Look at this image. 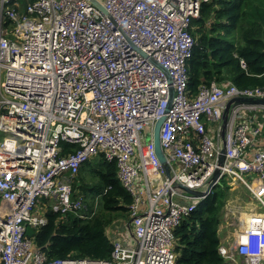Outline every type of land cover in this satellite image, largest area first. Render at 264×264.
Listing matches in <instances>:
<instances>
[{
	"label": "built area",
	"instance_id": "1",
	"mask_svg": "<svg viewBox=\"0 0 264 264\" xmlns=\"http://www.w3.org/2000/svg\"><path fill=\"white\" fill-rule=\"evenodd\" d=\"M96 1L107 14L92 0H0V264H177L176 229L224 179L255 203L232 222L235 233L220 225L219 253L228 264H264V147L252 149L263 104H232L219 163L228 103L264 99V87L226 81L189 91L190 28L209 0ZM163 116L171 177L154 147ZM207 123L219 124L217 136ZM100 156L132 197V239L114 240L109 260H50L30 231L50 212L96 214L74 184Z\"/></svg>",
	"mask_w": 264,
	"mask_h": 264
},
{
	"label": "trees",
	"instance_id": "2",
	"mask_svg": "<svg viewBox=\"0 0 264 264\" xmlns=\"http://www.w3.org/2000/svg\"><path fill=\"white\" fill-rule=\"evenodd\" d=\"M18 2L24 7L31 0ZM5 26L10 27L11 21L6 20ZM190 32L195 40L188 62L191 96L212 82L231 81L239 88L264 87V0L203 2ZM63 147L65 153L75 149L66 144ZM76 185L86 198H100L99 212L90 219L50 212L48 224L30 233L36 234L37 245L50 260H109L113 242L107 230L119 220L130 219L132 197L118 178L117 165L103 156L84 165ZM229 189L222 182L176 229L177 264H228L219 253V228L231 195Z\"/></svg>",
	"mask_w": 264,
	"mask_h": 264
},
{
	"label": "rangeland",
	"instance_id": "3",
	"mask_svg": "<svg viewBox=\"0 0 264 264\" xmlns=\"http://www.w3.org/2000/svg\"><path fill=\"white\" fill-rule=\"evenodd\" d=\"M260 122L264 131V119H261ZM1 140L2 139H0V141ZM87 182H91V180L89 179L87 180ZM223 182H225L227 186L230 188L229 190L231 195L225 204L224 211L222 212L221 224H222V228L224 227L223 230L226 231L230 230L232 233H235L233 227L231 226L232 222H236L235 219L237 217H240L241 213H243L241 216L244 219H246L248 215L245 214L246 213L245 211H247L251 207V205L255 202L252 199L250 192L247 191L239 181H235L232 182V184H228V181L224 179ZM75 185L76 183L74 184L75 195L85 197L83 194H81L82 188L78 187L77 185L75 188ZM86 199L90 204L91 210L98 213L101 205L100 198L97 196L94 198L90 197ZM119 221H123V220H119ZM128 221H130V219ZM221 232L222 230H219V233Z\"/></svg>",
	"mask_w": 264,
	"mask_h": 264
},
{
	"label": "water",
	"instance_id": "4",
	"mask_svg": "<svg viewBox=\"0 0 264 264\" xmlns=\"http://www.w3.org/2000/svg\"><path fill=\"white\" fill-rule=\"evenodd\" d=\"M92 1L104 13L107 14V11L104 9V7H102L101 4H99V2H97L96 0H92ZM141 53L144 56H146V54H144L142 51H141ZM168 78H169V83L172 84L171 77L169 76ZM173 97H174V90H173V88H171L170 89V101H169L168 111L170 110V107L172 105ZM233 103H235L236 105L237 104H263L264 105V99L255 100V99H246V98H236V99H234V100H232L231 102L228 103V105H227V107H226V109L224 111V116H223L222 125H221V138L223 140V149H222L220 157H219L220 166L223 165L224 160H225V154H226V150H225V148H226V139H225V136H226V132H227V129H228V123H229V111H230V108H231ZM165 120H166V117L163 116L156 122V125H155V128H154V147H155V152L157 154L158 159L160 160V162L165 167L167 176L171 177L170 169H169L168 164H167V159H166L165 154H164V152L162 151V148H161V129H162V125L165 122ZM220 176H221V170L217 169V171L215 173V176H214V179H213V183H215ZM212 186H213V184H211L210 188ZM181 187H182V189H185L188 193H190L192 195H195V196H198V197L203 196V194L201 192L190 190V189H187V188H185L183 186H181Z\"/></svg>",
	"mask_w": 264,
	"mask_h": 264
},
{
	"label": "crops",
	"instance_id": "5",
	"mask_svg": "<svg viewBox=\"0 0 264 264\" xmlns=\"http://www.w3.org/2000/svg\"><path fill=\"white\" fill-rule=\"evenodd\" d=\"M258 116L259 118L257 119L255 125L258 124L262 128L260 120L264 119V112H258L257 117ZM207 128L210 133L214 134L215 136L218 135L219 124L207 123ZM263 134H264V131L262 133V136L259 138V142L256 143L255 146L252 147L253 150L254 148L264 147V135ZM129 226H130V221L128 220L117 221L110 228H108L107 235L112 239V242L114 240H121L125 243H129L132 239L131 232L129 233V230H131V228H128ZM220 241H221V238H220Z\"/></svg>",
	"mask_w": 264,
	"mask_h": 264
},
{
	"label": "bare ground",
	"instance_id": "6",
	"mask_svg": "<svg viewBox=\"0 0 264 264\" xmlns=\"http://www.w3.org/2000/svg\"><path fill=\"white\" fill-rule=\"evenodd\" d=\"M196 209H197V208H196ZM196 209H195V210H196ZM195 210H194V211H195Z\"/></svg>",
	"mask_w": 264,
	"mask_h": 264
},
{
	"label": "clouds",
	"instance_id": "7",
	"mask_svg": "<svg viewBox=\"0 0 264 264\" xmlns=\"http://www.w3.org/2000/svg\"><path fill=\"white\" fill-rule=\"evenodd\" d=\"M221 243V242H220Z\"/></svg>",
	"mask_w": 264,
	"mask_h": 264
}]
</instances>
